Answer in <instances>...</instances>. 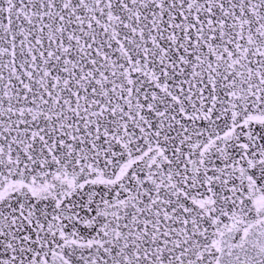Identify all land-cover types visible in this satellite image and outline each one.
I'll return each instance as SVG.
<instances>
[{
	"label": "snow or ice",
	"instance_id": "obj_1",
	"mask_svg": "<svg viewBox=\"0 0 264 264\" xmlns=\"http://www.w3.org/2000/svg\"><path fill=\"white\" fill-rule=\"evenodd\" d=\"M0 264H264V0H0Z\"/></svg>",
	"mask_w": 264,
	"mask_h": 264
}]
</instances>
